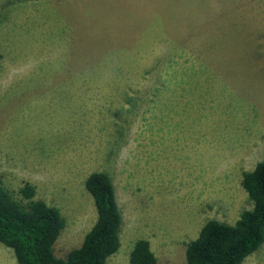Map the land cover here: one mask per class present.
Wrapping results in <instances>:
<instances>
[{
    "label": "rangeland",
    "instance_id": "1",
    "mask_svg": "<svg viewBox=\"0 0 264 264\" xmlns=\"http://www.w3.org/2000/svg\"><path fill=\"white\" fill-rule=\"evenodd\" d=\"M264 161V0H0V176L58 207L64 258L97 217L85 179H112L129 264H185L209 219L252 202ZM0 264H18L0 242ZM241 264H264V242Z\"/></svg>",
    "mask_w": 264,
    "mask_h": 264
},
{
    "label": "trees",
    "instance_id": "2",
    "mask_svg": "<svg viewBox=\"0 0 264 264\" xmlns=\"http://www.w3.org/2000/svg\"><path fill=\"white\" fill-rule=\"evenodd\" d=\"M241 185L252 208L241 212L233 223L209 219L197 237L185 247V264H241L264 242V161L242 173ZM97 217L80 246L64 258L54 252V244L65 226L58 207L36 199L35 186L26 182L19 198L7 189L0 176V242L13 250L18 264H108L120 247L122 214L110 176L94 171L85 179ZM129 264H157L147 239H137L129 254Z\"/></svg>",
    "mask_w": 264,
    "mask_h": 264
}]
</instances>
